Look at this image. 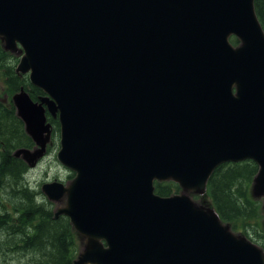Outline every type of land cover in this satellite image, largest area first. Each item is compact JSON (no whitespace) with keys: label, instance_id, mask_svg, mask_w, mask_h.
<instances>
[{"label":"water","instance_id":"1","mask_svg":"<svg viewBox=\"0 0 264 264\" xmlns=\"http://www.w3.org/2000/svg\"><path fill=\"white\" fill-rule=\"evenodd\" d=\"M231 38L237 44L231 43ZM0 44L18 57L12 97L32 140L74 177L43 186L84 241L73 264H264L198 203L217 167L253 161L264 199V31L254 0H0ZM173 182L180 193L155 194Z\"/></svg>","mask_w":264,"mask_h":264},{"label":"trees","instance_id":"2","mask_svg":"<svg viewBox=\"0 0 264 264\" xmlns=\"http://www.w3.org/2000/svg\"><path fill=\"white\" fill-rule=\"evenodd\" d=\"M254 10L264 31V0H254ZM231 42L237 44L235 39ZM17 63L18 57L4 52L0 46V80L10 94L24 89L33 101H37L44 96L43 92L29 83L27 75L16 73ZM47 122L52 126V134H58V121L47 115ZM32 146L12 104L4 106L0 103V188L3 187L6 195L19 199V225L12 222L8 212L0 216V233L12 242L11 248H6L1 242L0 253L6 250L18 252L21 256L32 255L30 264H72L75 242L68 219H53L46 202L37 203L35 193L23 180L26 165L12 155L18 148L31 149ZM257 171V165L250 160L220 165L208 180L205 199L233 232L244 235L264 251L262 207L260 201L251 197V185ZM179 191L175 183H155V194L159 196L168 197ZM34 256H39V259L35 260Z\"/></svg>","mask_w":264,"mask_h":264},{"label":"rangeland","instance_id":"3","mask_svg":"<svg viewBox=\"0 0 264 264\" xmlns=\"http://www.w3.org/2000/svg\"><path fill=\"white\" fill-rule=\"evenodd\" d=\"M1 46V44H0ZM4 51V50H3ZM6 52V51H4ZM9 53V52H6ZM11 54V53H9ZM13 55V54H11ZM15 56V55H14ZM17 57V56H16ZM17 65L15 66L16 69ZM14 95V94H13ZM12 94L8 91L2 80H0V103L7 105L9 103L12 104ZM14 107V106H13ZM15 110V108H14ZM16 115V114H15ZM17 117V116H16ZM19 119V118H18ZM22 122V121H21ZM23 124V123H22ZM23 130H24V124H23ZM25 133V130H24ZM25 135L29 138V136L25 133ZM31 140V139H30ZM32 141V140H31ZM33 143V142H32ZM58 143H59V132L58 134H52V139L50 143V149L47 152L46 156H44L43 159H41L35 168H29L27 163L24 161L22 157H19L18 159L21 160L27 167V170L25 171V174L23 176L24 183L28 186V188L35 193V197L37 198V203H42V201L46 202V206L48 209L52 212V217L54 219L55 212L63 207V203H55L47 198L45 193L43 192V186L45 184L50 183H61L63 186H67L69 182L72 180L70 178V175H72L67 169L62 167L56 160V153L58 151ZM34 147V144L31 149L27 148H18V149H27L32 150ZM16 149L13 151L12 155L18 150ZM11 191V190H10ZM8 191V192H10ZM180 193V191H179ZM178 193V194H179ZM256 201H260L261 203V214L263 215L262 218V224L264 227V199L263 198H255ZM200 204L206 203L209 204L211 207L212 205L209 203V201L205 198H203V201L199 202ZM19 199H17V196H8L3 191V187L0 188V216H4L5 212H8V217H11V220L14 224L19 225L17 219L19 217ZM64 217V216H59ZM57 218V219H58ZM8 220V219H7ZM28 233V230H27ZM30 233H32V230H30ZM245 237L244 235H241ZM2 242L3 246H6V248H11L12 242H9L6 236L0 233V243ZM74 260L77 259V257L80 255V253L83 250L84 241L82 238L78 237L76 233H74ZM252 242V241H251ZM254 244V242H252ZM32 255H25L21 256L18 252L13 253L12 251H4L0 253V264H30L31 263V257ZM35 260L39 259V256H34ZM73 260V261H74ZM73 264V262H72Z\"/></svg>","mask_w":264,"mask_h":264},{"label":"flooded vegetation","instance_id":"4","mask_svg":"<svg viewBox=\"0 0 264 264\" xmlns=\"http://www.w3.org/2000/svg\"><path fill=\"white\" fill-rule=\"evenodd\" d=\"M14 157V156H13ZM14 158H16V157H14ZM18 159V158H17Z\"/></svg>","mask_w":264,"mask_h":264}]
</instances>
